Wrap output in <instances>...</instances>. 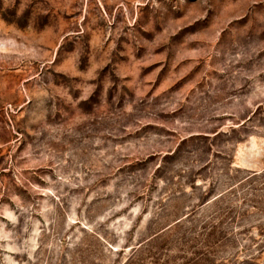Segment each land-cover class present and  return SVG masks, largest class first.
Here are the masks:
<instances>
[{
  "label": "rangeland",
  "instance_id": "1",
  "mask_svg": "<svg viewBox=\"0 0 264 264\" xmlns=\"http://www.w3.org/2000/svg\"><path fill=\"white\" fill-rule=\"evenodd\" d=\"M0 264H264V0H0Z\"/></svg>",
  "mask_w": 264,
  "mask_h": 264
}]
</instances>
